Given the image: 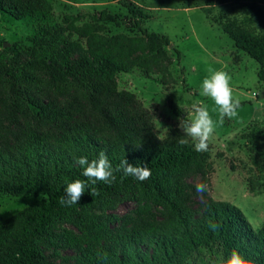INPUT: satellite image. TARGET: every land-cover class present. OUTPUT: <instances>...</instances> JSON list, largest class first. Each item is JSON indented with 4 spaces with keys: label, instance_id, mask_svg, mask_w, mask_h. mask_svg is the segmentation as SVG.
Listing matches in <instances>:
<instances>
[{
    "label": "trees",
    "instance_id": "16d2710c",
    "mask_svg": "<svg viewBox=\"0 0 264 264\" xmlns=\"http://www.w3.org/2000/svg\"><path fill=\"white\" fill-rule=\"evenodd\" d=\"M117 1L136 19L151 17L128 0ZM205 12L239 51L259 62L264 91V7L256 1L236 0L226 9L208 7ZM142 33L127 43L122 35L111 40L93 33L86 49L65 37L66 54L79 48L83 52L77 61H67L64 70H45L46 60L60 64L59 58L66 57L51 51L50 46L57 45H46L45 34L33 37L43 47L44 60L6 75L0 59V85L7 90L15 121L14 127H8L0 118V199L46 196L0 221V264H48L42 243L52 240L57 222L71 221L77 211L113 209L125 201L143 204L146 215L114 234L110 244L98 242L91 252L97 264H185L201 249L217 248L227 256L234 247L264 261V223L255 229L240 207L208 192L198 204L190 195L189 178L208 171L209 149L200 153L191 143L180 145L183 132L177 124L160 137L143 101L135 92L119 88L120 72L136 66L148 75L154 66L167 69L159 60L163 45L171 43L169 36L146 29ZM169 104L175 114L187 115L173 100ZM257 148L255 144L250 151L258 163ZM101 151L113 166L123 158L133 166L147 165L150 178L121 180L122 174L116 173L113 184L98 181L91 186L99 195L91 196L86 188L78 204L61 206L58 200L67 183L87 179L74 158L85 156L91 161ZM209 219L221 225L217 232L209 229Z\"/></svg>",
    "mask_w": 264,
    "mask_h": 264
},
{
    "label": "rangeland",
    "instance_id": "374dc122",
    "mask_svg": "<svg viewBox=\"0 0 264 264\" xmlns=\"http://www.w3.org/2000/svg\"><path fill=\"white\" fill-rule=\"evenodd\" d=\"M128 1L151 17L136 19L117 0H0V59L5 64V74L19 72L21 66L45 59L43 47L33 40L36 34H45L46 45L51 42L57 45L50 46L51 51L63 54H66L65 37L78 40L86 49L93 33L111 40L122 35L124 43L142 36L143 29L169 36L171 43L163 45L164 54L159 60L167 69L154 66L148 75L136 66L120 72L119 88L135 92L143 101L152 113L160 137L179 124L178 118L187 117L175 114L169 100L188 113L192 112L194 103L207 104L217 122L208 147L211 158L205 175L189 178L190 195L195 203H200L203 199L194 187L203 182L210 196L240 207L255 229L261 227L264 223V96L258 77L260 64L239 51L233 39L205 12L208 7L216 11L226 9L236 0ZM252 1L264 7V0ZM81 52L80 48L71 51L59 58L60 64L48 59L45 70H64L65 63L77 61ZM209 69L227 71L231 75L233 96L240 100L237 115L226 117L223 123H219L214 102L200 95L201 83L210 75ZM6 92L0 85V118L5 126L14 127ZM255 144L259 147L258 163L250 151ZM45 198V195H24L0 199V221ZM144 215L143 204L133 201H125L113 209L77 211L71 221L57 222L52 229V240L43 242L42 250L48 264H97L91 252L98 242L110 244L114 234L142 221ZM218 252L217 248H204L197 257L202 264L206 254Z\"/></svg>",
    "mask_w": 264,
    "mask_h": 264
},
{
    "label": "clouds",
    "instance_id": "9594fccd",
    "mask_svg": "<svg viewBox=\"0 0 264 264\" xmlns=\"http://www.w3.org/2000/svg\"><path fill=\"white\" fill-rule=\"evenodd\" d=\"M210 75L203 79L201 83L200 95L211 99L215 109L219 114V123H223L227 117L229 119L237 115L240 100L234 98L231 86V75L225 70L209 69ZM178 127L183 135L178 139L182 146L191 143L194 150L200 153L206 152L209 142L213 138L217 122L213 120L207 104L199 101L192 105V112L187 113L186 118H178ZM75 163L82 169V175L86 180L76 179L67 183L64 188V195L58 203L64 207H71L78 204L86 188L89 189L91 196L99 195L98 191L91 187L98 181L111 185L117 180L116 173H121V180L126 177H134L143 182L150 178L151 170L147 165L133 166L127 159L123 158L119 164L113 166L104 151L99 152L98 158L88 160L85 156L76 157ZM208 191V186L203 182L196 184V192L200 195ZM208 227L212 232H217L221 225L213 220H208ZM258 255V254H257ZM187 264H201V258L193 257L188 259ZM202 264H264L260 259L245 256L238 248H232L230 253L225 256L223 252L215 255L206 254Z\"/></svg>",
    "mask_w": 264,
    "mask_h": 264
},
{
    "label": "water",
    "instance_id": "95a60500",
    "mask_svg": "<svg viewBox=\"0 0 264 264\" xmlns=\"http://www.w3.org/2000/svg\"><path fill=\"white\" fill-rule=\"evenodd\" d=\"M262 95L264 96V91L262 92Z\"/></svg>",
    "mask_w": 264,
    "mask_h": 264
}]
</instances>
